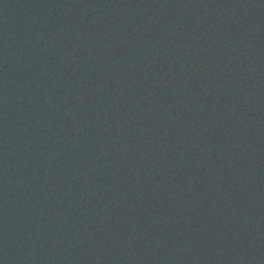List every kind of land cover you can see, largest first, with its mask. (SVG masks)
Segmentation results:
<instances>
[{
	"label": "water",
	"instance_id": "obj_1",
	"mask_svg": "<svg viewBox=\"0 0 264 264\" xmlns=\"http://www.w3.org/2000/svg\"><path fill=\"white\" fill-rule=\"evenodd\" d=\"M0 264H264V0H0Z\"/></svg>",
	"mask_w": 264,
	"mask_h": 264
}]
</instances>
